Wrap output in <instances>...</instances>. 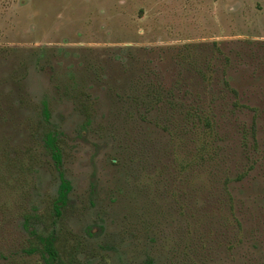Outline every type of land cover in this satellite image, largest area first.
<instances>
[{"label": "rangeland", "instance_id": "obj_1", "mask_svg": "<svg viewBox=\"0 0 264 264\" xmlns=\"http://www.w3.org/2000/svg\"><path fill=\"white\" fill-rule=\"evenodd\" d=\"M214 42L240 51L229 79L258 111L216 107L219 167L204 168L198 190L172 165L169 136L127 121L120 97L139 76L173 82L180 48L204 53ZM53 129L72 184L55 225L63 258L264 264V0H0V264H45L29 252L40 242L25 223L39 216L35 231H53L60 170L44 138Z\"/></svg>", "mask_w": 264, "mask_h": 264}, {"label": "trees", "instance_id": "obj_2", "mask_svg": "<svg viewBox=\"0 0 264 264\" xmlns=\"http://www.w3.org/2000/svg\"><path fill=\"white\" fill-rule=\"evenodd\" d=\"M212 45L211 49L204 53L199 51L201 49L196 44L185 45L184 49L180 48L182 51H179L177 58L182 70L173 82L168 84L139 76L132 82L130 91L126 96L120 97L121 100L123 98L127 103L125 114L127 121L152 122L169 136L173 155L172 165L178 169L180 174H184L185 182L191 185L195 184L198 190L206 183L204 177L207 173L203 174V172H206V167L211 165L214 172L219 167L217 158L220 147L215 144L218 139L216 125L219 120L216 107L221 104L223 108L226 107L230 111L241 107H251L258 111L256 107L242 102L240 91L232 85L229 79V71L236 58H239L240 51L233 50L230 47L225 52V49L219 43L214 42ZM42 103L43 117L46 121H49L51 117L49 106L46 102ZM80 106L85 121L90 122L92 112L84 101L83 95L81 96ZM256 117L257 115L254 113L251 128L254 144L257 143ZM44 136L47 152L50 154L55 166L60 170V184L58 195L52 200L54 211L52 232L48 235L38 234L32 221L38 218V223H41L42 218L39 216H26V228L33 227L32 233L40 242V245L29 249V252L39 249L45 264H75L76 260L72 262L70 253L66 257L67 259L62 257L57 246L59 236L55 231L56 219L62 214V208L67 203L72 184L70 180L65 178L60 169L63 163V149L57 138L58 131L56 129L45 131ZM187 144H190V150H186ZM162 167L166 168L168 164ZM207 172L209 173V169ZM143 175L148 178L147 175ZM242 175L238 177L240 178ZM230 181L231 178L225 176L223 190L224 194L228 195L230 212L232 213L234 198L229 190ZM225 218L227 219V217L223 219L225 220ZM236 222L239 226L241 225L240 220L236 219ZM240 240L237 242L239 243ZM234 246L232 242L229 245L231 248H234Z\"/></svg>", "mask_w": 264, "mask_h": 264}]
</instances>
